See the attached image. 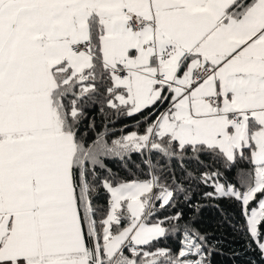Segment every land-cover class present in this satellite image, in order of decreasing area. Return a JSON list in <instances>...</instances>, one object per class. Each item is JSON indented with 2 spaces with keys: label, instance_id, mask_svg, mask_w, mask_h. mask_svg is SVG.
Returning <instances> with one entry per match:
<instances>
[{
  "label": "snow or ice",
  "instance_id": "obj_1",
  "mask_svg": "<svg viewBox=\"0 0 264 264\" xmlns=\"http://www.w3.org/2000/svg\"><path fill=\"white\" fill-rule=\"evenodd\" d=\"M97 102L146 128L89 142ZM176 168L239 202L264 254V0H0V264H205L182 214L150 220L190 199Z\"/></svg>",
  "mask_w": 264,
  "mask_h": 264
},
{
  "label": "trees",
  "instance_id": "obj_2",
  "mask_svg": "<svg viewBox=\"0 0 264 264\" xmlns=\"http://www.w3.org/2000/svg\"><path fill=\"white\" fill-rule=\"evenodd\" d=\"M166 107L167 104L162 106L160 110L163 111ZM101 108H103V112ZM84 112L85 117L82 120L81 131L87 132L89 142L95 138L96 133L105 130V125L110 130L106 136L109 143L121 135H126L132 131L143 133L147 126L143 122L137 124V121H142L141 114L132 117L118 115L114 110L109 109L106 105H102L99 102L86 105ZM89 124H93L94 127L90 128ZM152 156L155 161L157 159L155 153ZM147 157L148 153L146 151L144 155L133 152L125 157L124 161H121L117 156L105 157L104 164L113 173L124 176L126 174L124 169L125 163L133 171H136L134 164L140 165L146 171L147 169L141 161ZM202 159L205 160V163H211L207 157H202ZM163 163L164 161L161 160V165ZM194 167V165H190V170L194 169ZM215 169H219L223 173L220 179L221 183L225 181L237 183L235 179V167L225 169L222 164L216 163L212 169L201 168L199 171H211ZM101 174L106 175V172L101 170ZM175 174L177 181L183 183L184 187L189 189L187 195L190 199L185 200V194H180L175 197L176 203L173 207H166L160 210L157 216L150 218V220L162 219L165 216H174L177 213L182 214L181 219L179 221H173V223L180 226L187 224L190 228H194L205 237V264H264V254L252 242L246 229L241 227L245 224V217L241 214L240 203L231 198H207L204 196V193L212 192L214 189L211 186H205L197 180L185 179L184 174L179 168L175 169ZM195 174L199 175L198 172ZM141 178L146 177L141 175ZM237 186L239 185L237 184ZM97 203L101 205L106 204V197L103 195L102 190ZM197 205L200 206L198 210ZM254 206L255 202L250 205V207ZM165 226L168 225L166 224ZM182 232L183 228L181 227L180 231L174 234L169 233L166 238H162L156 243L155 247H166L170 248L174 253L177 252L183 239ZM261 232H264V226H261ZM126 254H128L127 251ZM189 258L196 259L198 257L191 256Z\"/></svg>",
  "mask_w": 264,
  "mask_h": 264
}]
</instances>
